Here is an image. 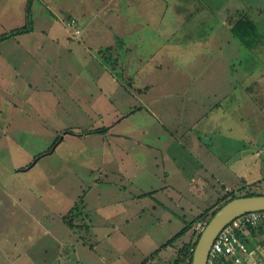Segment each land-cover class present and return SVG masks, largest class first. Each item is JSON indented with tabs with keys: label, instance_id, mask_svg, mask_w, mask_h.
Listing matches in <instances>:
<instances>
[{
	"label": "rangeland",
	"instance_id": "374dc122",
	"mask_svg": "<svg viewBox=\"0 0 264 264\" xmlns=\"http://www.w3.org/2000/svg\"><path fill=\"white\" fill-rule=\"evenodd\" d=\"M28 1L0 0V34L33 24L0 42V264H140L155 252L147 264H173L183 243L196 240L199 223L161 246L188 221L218 208L228 191L264 193L246 184L240 163L230 162L250 142L228 136L224 100L211 109L216 67L198 76L209 57L220 61L213 57L217 42L231 38L241 49L226 53L228 61L241 56L263 64L264 40L252 50L229 28L249 0H33L31 21ZM210 47L215 54L208 56ZM146 93L151 103L160 100L156 115L144 106ZM103 126L107 133H87ZM238 130L244 133V124ZM257 144L264 160V130ZM120 148L146 168L154 160L159 175L166 163L184 194L194 164L215 161V185L188 198L168 191L156 212L149 192L138 193L146 184L161 185L162 177L141 173L127 190L105 180L99 167L113 169L110 154ZM169 157L185 173L169 166ZM78 201L73 220L80 226L70 227L65 217ZM140 207L144 212L133 216Z\"/></svg>",
	"mask_w": 264,
	"mask_h": 264
},
{
	"label": "crops",
	"instance_id": "0c3cea01",
	"mask_svg": "<svg viewBox=\"0 0 264 264\" xmlns=\"http://www.w3.org/2000/svg\"><path fill=\"white\" fill-rule=\"evenodd\" d=\"M180 4L182 3L180 2ZM227 5H229V3L225 4L224 6ZM245 5L247 7L246 8L247 12L245 13V15L250 17V19H252L255 25L257 26L262 42L264 40V0H257L256 2L249 0V2L246 3ZM258 22H260V25L258 24ZM260 29H262L263 32H261ZM212 32L213 31L209 33V36L216 37L218 31L213 32V34ZM256 44L249 47H252V50H254L255 47L259 46ZM215 47L216 48H213L214 52L218 54H216L213 57L217 58L220 61L213 62L210 59L211 57H209L207 62H202V63H206L207 65L205 66L202 64L203 68L201 71L198 72V76H200V74L201 76L205 75V69L208 68V65L210 66L214 65L216 67V71L219 73V77L217 76L214 77L213 82L217 84L218 88L215 90L214 93H208L210 98L214 96L216 99V103L212 105L211 109L213 107L217 108L218 106H221L222 105L221 102L222 100H224L222 102L223 104H225L223 110L228 113V114H224V116H226L227 118L226 131L228 132V136L233 138H237V137L242 138V136L245 135L244 137H246L245 139L247 140V142L248 141L250 142V143L248 142L249 143L248 145H246L245 143L244 152H241L242 149L241 147L238 148L237 150L238 152L235 153V157L232 158V156L230 155L231 156L230 162H233V164L235 165L237 163H240L241 167L244 168V179L246 184H249L248 181L251 180L252 183H250L249 186L254 187L257 185L260 187H264V174H263L264 165H262L264 160H261V157L263 156L261 151L262 148L257 144L258 141L259 142L261 141V135L264 130V59L261 58L263 60L262 65H260L259 62H250V60H245V59L243 62L241 56L240 59L239 56L236 57L237 62L228 61L227 59H229V56L226 53L230 51L239 52V50L241 49V46L237 45L233 38L228 39L226 41H219L217 42ZM207 49H209V51L208 50L205 51L208 52V56L215 54L214 52H212L211 47ZM261 51L264 52V47L261 48ZM204 53L205 52H201V54L206 55ZM165 64L166 63L159 64L160 66H158L157 69L160 70V68H164ZM191 66L192 65L184 64L185 70L191 68ZM212 76H214V73L212 74ZM118 83L119 85H121V83L117 81V84ZM150 85L153 86L152 83ZM146 87L148 89L147 92H149L151 88H149V86ZM142 95L143 94L139 93L138 96H142ZM146 96H147L146 97L147 102L144 105L146 110L156 115L155 114L156 108L160 109L159 108L160 100L156 98V103L155 102L151 103L150 102L151 98H149L150 95L146 93ZM227 98H232L233 103L231 104L226 103ZM217 121L218 119H215V122L220 124L221 127H223L222 123ZM239 123L244 124V133L238 130ZM221 127L218 129H221ZM250 144L252 145L251 147ZM167 149L168 148H166V150ZM119 151L120 153L113 152L112 154H110V156L113 158V161L115 162L113 169L106 168V164L104 162L102 163V166L99 167L100 169H102L101 172L106 176L105 180L106 179L108 181L112 180L113 182H116L118 186H121L127 190L129 189L127 186L128 182L131 181L134 176L137 175L139 176L141 173H143L144 176L153 178L155 180H160V178L162 177V179H164L165 181H162L161 185H153L152 183L146 184L145 190L140 191V193H138V195H144L146 192H149L147 194L150 197L154 198L153 199L154 205H152V209L156 212L163 207L162 205H166L164 201L159 199L160 195L166 194L168 191L170 192L172 190L173 191L180 190L179 189L180 187L175 185L174 183L175 180L170 181L169 179L170 169L167 167L166 163H164L163 166V171H164V172L162 171L163 174L159 175L158 171L154 168V165L156 164L154 160H146V165L148 168L147 169L146 167L141 166L138 163V160L135 159L131 160L133 158L130 157L127 151H124L122 148H120ZM116 153L119 156L118 158H116L115 156ZM171 157L169 158L171 159ZM169 161H170L169 166L172 165L178 172L185 173L182 168L183 167L182 162L178 163L180 166L178 167L176 164L177 160L171 159ZM208 163H213V165L210 166V164ZM194 165L195 167L194 169L192 168L193 169L192 174L189 176V178H187L188 181H187L186 190H188V192L184 194L182 190H180V192L175 193V195L180 197L185 196L186 198H188L193 195H198L199 192L201 191V187H203L204 185L208 187L215 185V184L212 185V183H215V180L217 179L216 176L213 175V173L216 172L215 161L211 162L209 159L206 160L202 159L200 160V163L197 162ZM236 166L235 167L232 166V171L235 174H237L238 172V169H236L238 167ZM196 170H200V171L197 173ZM110 175L112 177H110ZM261 183L263 184V186H261L262 185ZM124 194H126L128 197H132L133 200H137V196L135 194L128 195L126 192H124ZM119 202L123 203L121 199H119ZM155 202H160V203H155ZM144 210L145 208L143 207H140L135 210L133 209V216H137L138 214L141 215L142 214L141 212H144ZM129 219L130 218H125L121 222V224H123V222H127V220ZM160 220H162V216H160ZM246 237L248 238V240L251 239L253 241L252 246H255V244L257 243H258L257 246H259V243L263 242L257 240L258 237L256 235L254 237H251L249 235ZM260 249L264 250V244L260 246ZM261 253L262 255H264V252L261 251ZM148 256H150V254L145 255V257ZM262 258H264V256H262ZM142 262L140 264H142Z\"/></svg>",
	"mask_w": 264,
	"mask_h": 264
},
{
	"label": "trees",
	"instance_id": "16d2710c",
	"mask_svg": "<svg viewBox=\"0 0 264 264\" xmlns=\"http://www.w3.org/2000/svg\"><path fill=\"white\" fill-rule=\"evenodd\" d=\"M32 3L33 0H29L28 1V18L31 21V17H32ZM198 10H203L202 8L198 9ZM197 10V11H198ZM190 14L188 15V19L190 18ZM189 20H185L184 22H188ZM33 30V24H30L29 26H24L21 28H16L14 30H10L7 32H4L2 34H0V42L2 40L8 39L18 33H23V32H28ZM230 30L234 33L235 36H237L242 44L246 45V46H252L256 43H259V41H261V36L258 32V28L255 25V23L253 22L252 19H250V17L246 16L245 14H243V16H241L240 18H238L235 23L230 27ZM196 33L190 35L188 37V39H195L197 36L195 35ZM108 59V58H107ZM106 131H108L107 127L103 126L101 128H95L94 130H89L87 133H106ZM57 142V139L56 141ZM253 194H263L262 192H257V191H248L245 192L244 194H238L236 192V190H232V191H228L224 196H223V203L216 209H214L212 212H209V209L207 208L206 210H204L203 212H201L200 214H198L197 216H195L193 219H191L190 221L187 222V224L179 231L177 232L174 236H172L169 240H167L162 246L161 248L167 247L168 245L173 244L175 241H177L180 237H182L183 235H185L187 232H189L192 227L194 226V224L196 223H200V222H204L203 224H207L209 222V220L213 217V215L219 210V208H221L225 203H227L229 200L237 197V196H242V195H253ZM80 201H78L70 210L68 215L65 217V220L68 224V226L70 227H74V226H80V225H75L74 224V217L78 218L80 215V212L78 209H80ZM77 212L78 216H73L74 213ZM205 220V221H202ZM253 229L252 232L253 233ZM201 231L199 230V233L197 235V238L195 241H189V242H184L183 245L177 250L176 253V257L174 259V263L173 264H192V259H193V252H194V248L197 244V241L199 239ZM156 253V252H155ZM155 253L150 254V256L146 257L145 260H143L142 264H147L148 261L150 260V258H152L154 255H156Z\"/></svg>",
	"mask_w": 264,
	"mask_h": 264
},
{
	"label": "built area",
	"instance_id": "2783aa9c",
	"mask_svg": "<svg viewBox=\"0 0 264 264\" xmlns=\"http://www.w3.org/2000/svg\"><path fill=\"white\" fill-rule=\"evenodd\" d=\"M74 30L73 33L79 35L80 28L77 21L71 18L68 22ZM264 219V210H256L244 213L232 219L217 235L209 252L207 264H228L231 260L233 264H263L260 246L264 244L263 234H258L261 221ZM205 224L199 223L198 229L203 230ZM253 229V233L252 232ZM258 237L259 246H249L246 236Z\"/></svg>",
	"mask_w": 264,
	"mask_h": 264
},
{
	"label": "water",
	"instance_id": "95a60500",
	"mask_svg": "<svg viewBox=\"0 0 264 264\" xmlns=\"http://www.w3.org/2000/svg\"><path fill=\"white\" fill-rule=\"evenodd\" d=\"M256 210H264V193L237 196L219 208L200 233L192 264H207L210 249L224 226L235 217Z\"/></svg>",
	"mask_w": 264,
	"mask_h": 264
}]
</instances>
